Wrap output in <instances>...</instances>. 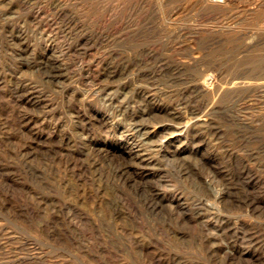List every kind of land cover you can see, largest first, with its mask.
<instances>
[{
	"label": "rangeland",
	"instance_id": "374dc122",
	"mask_svg": "<svg viewBox=\"0 0 264 264\" xmlns=\"http://www.w3.org/2000/svg\"><path fill=\"white\" fill-rule=\"evenodd\" d=\"M0 264H264V0H0Z\"/></svg>",
	"mask_w": 264,
	"mask_h": 264
},
{
	"label": "built area",
	"instance_id": "2783aa9c",
	"mask_svg": "<svg viewBox=\"0 0 264 264\" xmlns=\"http://www.w3.org/2000/svg\"><path fill=\"white\" fill-rule=\"evenodd\" d=\"M210 1H212V2H223L225 0H210Z\"/></svg>",
	"mask_w": 264,
	"mask_h": 264
},
{
	"label": "bare ground",
	"instance_id": "6f19581e",
	"mask_svg": "<svg viewBox=\"0 0 264 264\" xmlns=\"http://www.w3.org/2000/svg\"><path fill=\"white\" fill-rule=\"evenodd\" d=\"M212 2V1H211ZM212 3H214V2H212Z\"/></svg>",
	"mask_w": 264,
	"mask_h": 264
}]
</instances>
